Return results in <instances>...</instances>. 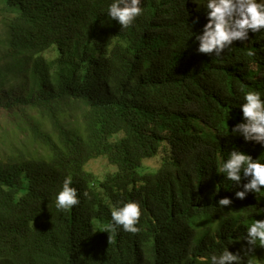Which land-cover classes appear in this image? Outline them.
Segmentation results:
<instances>
[{
    "label": "trees",
    "instance_id": "trees-1",
    "mask_svg": "<svg viewBox=\"0 0 264 264\" xmlns=\"http://www.w3.org/2000/svg\"><path fill=\"white\" fill-rule=\"evenodd\" d=\"M111 2L0 0V264H210L226 247L264 264L243 239L264 191L238 199L218 172L233 149L264 161L231 132L241 90L264 98V30L215 57L192 36L202 0H143L123 31ZM98 159L103 178L87 170ZM69 175L80 202L64 211ZM130 200L140 230L104 231Z\"/></svg>",
    "mask_w": 264,
    "mask_h": 264
},
{
    "label": "clouds",
    "instance_id": "clouds-1",
    "mask_svg": "<svg viewBox=\"0 0 264 264\" xmlns=\"http://www.w3.org/2000/svg\"><path fill=\"white\" fill-rule=\"evenodd\" d=\"M200 6L201 0H194ZM206 11L207 22L202 31L194 33L198 42L199 53L214 54L221 57L226 49H230L234 41H249V34L260 33L264 30V0H202ZM143 0H112L107 6V16L116 21L121 31L133 25L137 17L144 12ZM198 22V18L194 23ZM191 36V37H192ZM247 55L251 56L249 51ZM242 91V100L239 108L242 120L236 123L231 132L233 135H242L247 142L254 141L264 147V98L258 89ZM218 172L224 179L234 182L242 190L235 191V197L243 200L248 193H261L264 191V161L253 158L252 155L233 149L228 158L218 166ZM247 182H243L244 180ZM73 179L65 177L61 189L55 194L57 209L67 211L79 204L80 198L77 188L72 186ZM84 196L88 193L84 192ZM232 203L230 197H222L218 205L227 206ZM142 215L141 205L135 200H130L111 209V222L104 225V231L112 232L122 227L124 231L137 233V225ZM244 240L247 241L245 254L264 247V219H255L247 225ZM239 252L233 253L228 247L219 254L210 256V264H242ZM248 264H256L254 259H249Z\"/></svg>",
    "mask_w": 264,
    "mask_h": 264
},
{
    "label": "rangeland",
    "instance_id": "rangeland-1",
    "mask_svg": "<svg viewBox=\"0 0 264 264\" xmlns=\"http://www.w3.org/2000/svg\"><path fill=\"white\" fill-rule=\"evenodd\" d=\"M144 164L154 169H158L161 166V162L158 161L157 159L147 160L145 161ZM107 166H108V162L105 159H98V160L92 161L87 166V170L103 178L104 174L108 171Z\"/></svg>",
    "mask_w": 264,
    "mask_h": 264
}]
</instances>
